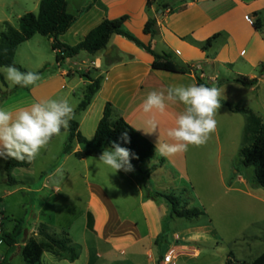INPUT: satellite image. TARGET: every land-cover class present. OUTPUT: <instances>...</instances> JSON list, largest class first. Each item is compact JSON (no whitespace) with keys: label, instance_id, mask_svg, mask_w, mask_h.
Wrapping results in <instances>:
<instances>
[{"label":"crops","instance_id":"1","mask_svg":"<svg viewBox=\"0 0 264 264\" xmlns=\"http://www.w3.org/2000/svg\"><path fill=\"white\" fill-rule=\"evenodd\" d=\"M164 1L171 4V11L163 12L158 10L157 5L149 6L148 0H96L59 40L75 46L104 20L128 16L126 29L135 38L144 45H150L158 54H169L177 66L189 68L190 73L153 69L151 55L133 42L115 35L107 50L96 55L82 52L88 57L81 53L68 59L62 66L56 63V53L52 50L55 62L39 58V71L47 67L43 77L35 85L17 90L0 103V108L15 110L40 99L65 98L74 108L72 120L78 123V131L91 141L108 104L113 111V120L123 118L137 130L144 128L145 121L152 115L145 114L141 108L150 91L166 90L169 85H198L197 77L210 87L224 89L222 106L215 117L216 132L205 145L189 146L187 152L171 157L156 153L159 133L161 142H172L166 131L175 126L176 115L183 111V105L176 103L169 104L164 114L155 113L159 130L152 134L137 130L155 146L154 156L145 161L140 169L133 168L131 172L121 170L113 174L114 170L100 162L99 157L77 159L75 153L87 149L77 141L72 142L71 152L65 153L70 137L68 128L50 142L44 149V156L52 143L61 139L64 160H70L71 156L77 159V166L73 170L61 166V176L55 175V172L47 174L40 171L32 175L40 183L37 188L33 186L34 179L33 183H29L26 177L18 176L21 173L29 175L35 160L30 167L13 171V178L17 182L13 186L34 188L29 190L33 194L41 195L44 190H50V198L59 197L74 177L88 191L81 200L83 210L67 227L41 224L68 234L72 244L79 249L78 260H55V264H136L141 259H146L149 264H157L162 256L157 257L156 252L164 242L169 241L170 233L176 244L182 242V238L172 229L180 218H171L167 201L149 198L147 191L175 197L181 209L194 208L189 207L190 202L197 201L231 202L238 195L254 201L249 202L251 207L264 206L263 190L254 179L240 172L231 178L233 160L245 140L248 119L246 115L230 109L240 107L252 110L264 123V76H260L264 62V0ZM87 7H82L81 12ZM68 11L73 15L81 13H73L69 1ZM250 18L260 25V30L249 21ZM150 20H155L153 36L144 33ZM215 36L212 44L205 47ZM49 43L52 48V40ZM84 74L91 79L102 76L103 82L89 107L77 112L91 83L82 76ZM238 78H257L258 84L245 87L236 81ZM5 83L6 86L0 82V95L9 89L6 80ZM79 93L81 96L78 97ZM248 93L252 94V105L244 103L239 97ZM2 158L6 161L5 157ZM152 168L155 170L146 177L145 173ZM89 217L92 219V229L89 228ZM77 221L83 224V230L74 235L71 231ZM11 250L5 252L4 258ZM175 250L179 252L184 247L179 246Z\"/></svg>","mask_w":264,"mask_h":264},{"label":"rangeland","instance_id":"2","mask_svg":"<svg viewBox=\"0 0 264 264\" xmlns=\"http://www.w3.org/2000/svg\"><path fill=\"white\" fill-rule=\"evenodd\" d=\"M68 1L70 10L78 14L82 11V7L89 6L92 0ZM39 3L40 0H0V33L4 30V23L8 22L13 27L18 28L20 17L27 13L38 14ZM49 40L46 37L36 35L30 42L28 41L29 43H23L17 51L15 62L27 71L32 72L39 71V67H41L40 60L55 62ZM82 54L88 57L86 53ZM39 58L41 59L39 60ZM1 72L5 77L3 70ZM6 82L9 86L8 90L15 87L10 86L9 81L6 80ZM79 96H81V93H79ZM239 97L244 103L252 105L251 93L240 94ZM247 144L248 140L245 137L233 160L234 168L231 178H234L238 172L243 173L248 178H255V167H245L240 155L242 147ZM49 149L46 156H44L45 150H41L35 159L33 171L29 175L21 173L18 176L26 177L29 183H33L34 177L32 175L35 176L40 171L49 174L55 172L61 166L69 170H73L77 166V159L74 156H71L70 160H64L61 153L63 149L61 139L52 143ZM35 179V185L33 186L37 188L40 183L36 182ZM30 189L22 185L13 186L8 184L5 160L0 157V218L3 225L1 231L9 234L13 233L18 226L22 228V234L18 238V242L9 252L4 264H26L21 254L25 244L30 240L46 242L39 235L41 224L59 228L67 227L68 223L81 213V209L83 210L81 200L88 194L85 186L81 187L76 177L71 180L59 197L53 196L50 198V190H44L41 195H37L29 191ZM260 190H263L262 195L264 196V189L261 188ZM52 193L54 192L52 191ZM75 194L79 196L76 197ZM71 200L72 202H70ZM230 201L190 202L189 207L203 209L205 215L193 221L177 219V223L172 225V229L175 234L182 238V242L179 243L180 241H178L179 244H176L170 233L169 241L164 242L156 252L157 257L162 256L157 263H160L165 255L179 246L184 247V250L175 253L173 264H228L229 262L231 264H251L264 253V206L251 207L249 202L254 201L243 195H238L237 198H232ZM46 229L49 235H56L57 238L65 239L64 232L49 227ZM82 230L83 224L77 221L71 232L75 235L81 233ZM7 250H9V247L5 243L0 245V261L5 257L4 254ZM55 260L63 261L67 259L62 254L54 255L46 252L43 255L42 263L55 264ZM136 264L149 263L146 259H141Z\"/></svg>","mask_w":264,"mask_h":264},{"label":"trees","instance_id":"3","mask_svg":"<svg viewBox=\"0 0 264 264\" xmlns=\"http://www.w3.org/2000/svg\"><path fill=\"white\" fill-rule=\"evenodd\" d=\"M96 0H92L91 3L83 12L79 15H73L68 11L67 0H41L39 4L38 14L27 13L19 20V27L15 28L10 23H4V30L0 33V69H3L7 65H14L21 72H28L23 67L15 62L17 51L19 47L33 39L36 35L46 37L52 40V50L56 53V63L59 66L65 64L68 59H72L82 52H86L90 55H96L99 52L105 51L113 36L117 35L133 42L137 47L142 48L145 52L153 58L152 67L155 70L168 71L172 73H190L189 68H183L177 66L169 54H158L152 50L150 45H144L135 36L126 29V23L129 20L128 16H123L118 19L104 20L96 28L91 30L83 41L75 46H69L63 44L59 39L66 34L78 21L80 15L88 11ZM148 5H157L158 10L166 11L170 10V3L164 0H148ZM254 26L257 30H260V25L255 22ZM155 20H150L145 28L144 33L146 35H154ZM216 38L210 39L205 47L212 44V41ZM47 67L38 71L40 78L46 73ZM90 80V84L87 86L85 96L81 104L79 105L77 112L85 111L96 94L101 89L103 77L97 79H91L87 74L82 75ZM260 76H264V62L261 64ZM198 85L203 84L210 87L202 81L200 77H197ZM238 83L245 87H253L258 84V79L238 78ZM0 82L5 86V79L0 72ZM27 89L28 87L15 86L12 90L3 91L0 95V103L8 98V96L19 89ZM233 112L242 113L247 116L248 123L245 131V137L248 140V144L243 146L240 155L242 163L245 167H255V183L264 189V123L262 118L252 110L240 107H230ZM112 108L108 104L105 107L103 117L99 122L96 134L93 140L88 141L78 131V123L74 120L70 121L69 126V142L65 146V153L71 152V144L77 141L79 144L85 145L87 149L85 151L75 153L77 159H84L86 157L97 158L107 148L112 147L113 142L120 144V146L128 148L131 153H134V157L131 159L133 168L140 169L142 164L151 159L155 154V146L143 137L137 130L129 125L123 118L116 120L112 119ZM65 129H62L63 133ZM127 133L130 142H125L122 139V133ZM55 137H53L54 139ZM52 139V140H53ZM32 165L28 162H20L12 158H6L5 172L7 182L9 185H15L17 182L13 178V171L17 168H28ZM155 168H152L145 173V176H149ZM147 197L149 198H162L170 206L171 218H180L186 220H195L205 215V211L199 208L181 209L178 199L172 196H163L161 194H155L147 191ZM92 219L89 217V228L92 229ZM47 227L42 225L39 235L46 242H38L36 240H30L25 244L22 249V258L26 264H43L42 258L44 253L48 252L54 255L62 254L67 260L74 262L79 259V249L72 244L68 234L65 235V239L55 237L56 235H49ZM22 234V228L18 226L13 233L2 232L1 240L5 243L9 249H13L18 238ZM6 258L0 261V264H4ZM228 264H231L229 262ZM251 264H264V253L257 257Z\"/></svg>","mask_w":264,"mask_h":264},{"label":"clouds","instance_id":"4","mask_svg":"<svg viewBox=\"0 0 264 264\" xmlns=\"http://www.w3.org/2000/svg\"><path fill=\"white\" fill-rule=\"evenodd\" d=\"M2 70L10 86L29 87L40 79L39 73L21 72L14 65ZM222 97L224 89L203 84L169 85L166 90L150 91L141 108L145 114L152 115L145 121V127L137 130L146 134L156 132L160 125L155 113L164 114L169 104H182L183 111L176 115L175 126L166 131L172 142H161L159 133L156 153L171 157L187 152L189 146L205 145L216 132L215 117L222 106ZM74 115L73 106L65 98L40 99L15 110L0 108V156L31 163L53 137L69 128ZM122 139L130 142L126 132L122 133ZM134 155L128 148L113 142L111 149L100 154L99 161L114 170L113 174L121 170L131 172ZM62 171L57 168L55 175H61Z\"/></svg>","mask_w":264,"mask_h":264},{"label":"built area","instance_id":"5","mask_svg":"<svg viewBox=\"0 0 264 264\" xmlns=\"http://www.w3.org/2000/svg\"><path fill=\"white\" fill-rule=\"evenodd\" d=\"M249 21H250L251 23L254 24V20H253V18H250ZM1 229H2V219L0 218V236H2V231H1ZM2 243H3V242H2V240L0 239V244H2ZM175 253H177V250L174 249L171 253L165 255V256L162 258L161 262H160V263H157V264H173V262L175 261V256H174Z\"/></svg>","mask_w":264,"mask_h":264}]
</instances>
